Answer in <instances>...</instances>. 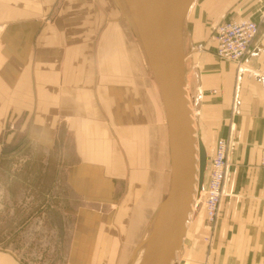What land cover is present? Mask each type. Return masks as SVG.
Wrapping results in <instances>:
<instances>
[{
	"label": "crops",
	"instance_id": "0c3cea01",
	"mask_svg": "<svg viewBox=\"0 0 264 264\" xmlns=\"http://www.w3.org/2000/svg\"><path fill=\"white\" fill-rule=\"evenodd\" d=\"M234 19L258 26L248 68L214 54L211 27ZM182 33L206 164L217 138L240 143L210 244L194 205L171 264H264V0H194ZM39 153L67 193L55 209L71 218L64 264H126L165 195L169 158L163 104L120 0H0V167L14 179ZM0 264L21 261L0 246Z\"/></svg>",
	"mask_w": 264,
	"mask_h": 264
},
{
	"label": "water",
	"instance_id": "95a60500",
	"mask_svg": "<svg viewBox=\"0 0 264 264\" xmlns=\"http://www.w3.org/2000/svg\"><path fill=\"white\" fill-rule=\"evenodd\" d=\"M120 1L163 104L169 158L167 190L131 261L142 250L137 264H171L185 234L195 185L202 189L206 168L205 147L194 135L184 88L182 25L194 0Z\"/></svg>",
	"mask_w": 264,
	"mask_h": 264
},
{
	"label": "rangeland",
	"instance_id": "374dc122",
	"mask_svg": "<svg viewBox=\"0 0 264 264\" xmlns=\"http://www.w3.org/2000/svg\"><path fill=\"white\" fill-rule=\"evenodd\" d=\"M202 44L205 46L204 43ZM204 51H206V46L198 53ZM218 59L230 62L236 68H248L245 62L239 65L230 60L219 57ZM195 134L196 139L202 138L198 126ZM224 139L229 141L225 183L232 176L231 158L236 156L234 151L240 142L232 134ZM41 157L42 154H37L36 160L32 158L33 162L24 158L25 160L21 161L19 170H14L16 171L14 179L10 175L12 172L10 166L7 169L8 173L2 171V167H0V200H4L3 206H0V246L13 249L21 264H64L66 239L69 235L71 218L65 214L61 216L55 209L59 206L57 194L62 192L64 206L67 203V197H65L67 193L63 178L51 169L45 170L44 165L39 161ZM234 161L236 160L234 159ZM15 167L18 168L17 163ZM207 172L208 164L205 168L202 189L198 192L195 191L193 198L196 197V200L194 199L191 208L194 205L197 208L201 204L203 209L202 190L205 187ZM223 186L215 219L207 223L203 209L201 225L206 234L202 240L207 245L212 240L214 224L219 216L221 199L224 194ZM50 209L52 210L51 213ZM126 262V264H130L131 259Z\"/></svg>",
	"mask_w": 264,
	"mask_h": 264
},
{
	"label": "built area",
	"instance_id": "2783aa9c",
	"mask_svg": "<svg viewBox=\"0 0 264 264\" xmlns=\"http://www.w3.org/2000/svg\"><path fill=\"white\" fill-rule=\"evenodd\" d=\"M216 43L214 54L241 65L252 54L253 42L258 31L257 24L249 19L224 20L211 27ZM205 46L197 43L196 52ZM250 72V71H249ZM229 141L218 138L214 141L208 160V172L203 191V209L207 223L215 219L220 201L222 186L227 175V152ZM259 164L264 167V149L260 150ZM200 194L198 195V197ZM192 204H194V199Z\"/></svg>",
	"mask_w": 264,
	"mask_h": 264
},
{
	"label": "bare ground",
	"instance_id": "6f19581e",
	"mask_svg": "<svg viewBox=\"0 0 264 264\" xmlns=\"http://www.w3.org/2000/svg\"><path fill=\"white\" fill-rule=\"evenodd\" d=\"M195 147L197 148V145H195ZM197 156V155H196ZM196 168H197V165H196ZM197 176H195V178H196ZM195 191L196 192H198V191H200V190H196V185H195ZM196 198V197H195ZM195 198H193V199H195ZM196 200V199H195ZM192 206V205H191ZM147 234V232L144 234V236ZM141 253H142V250H139V251H137L136 252V254H135V256L133 257V260L131 261V263L130 264H137V262H138V260H139V258H140V256H141Z\"/></svg>",
	"mask_w": 264,
	"mask_h": 264
}]
</instances>
